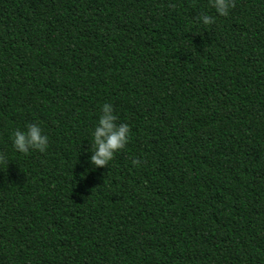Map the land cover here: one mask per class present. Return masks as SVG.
Masks as SVG:
<instances>
[{
  "label": "trees",
  "instance_id": "trees-1",
  "mask_svg": "<svg viewBox=\"0 0 264 264\" xmlns=\"http://www.w3.org/2000/svg\"><path fill=\"white\" fill-rule=\"evenodd\" d=\"M0 153V264H264V0H0Z\"/></svg>",
  "mask_w": 264,
  "mask_h": 264
},
{
  "label": "clouds",
  "instance_id": "clouds-1",
  "mask_svg": "<svg viewBox=\"0 0 264 264\" xmlns=\"http://www.w3.org/2000/svg\"><path fill=\"white\" fill-rule=\"evenodd\" d=\"M209 5L216 14L226 16L232 7V0H209ZM203 25L212 23L213 17L201 15L198 17ZM117 116L114 114L111 103L105 102L100 106V111L95 124L91 130V149L88 157L89 163L93 167H103L114 154L125 147L129 140V125L124 122L117 123ZM12 148L18 152L26 154L30 150H38L43 153L48 146V136L44 134L39 123H26L23 130L13 129L11 136ZM4 154L0 153V160H4ZM135 166L140 161L133 159Z\"/></svg>",
  "mask_w": 264,
  "mask_h": 264
}]
</instances>
